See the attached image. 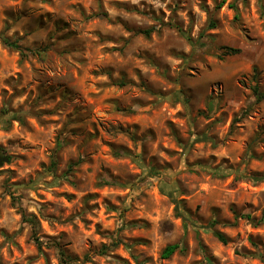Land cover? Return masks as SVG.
I'll return each instance as SVG.
<instances>
[{
    "label": "clouds",
    "instance_id": "1",
    "mask_svg": "<svg viewBox=\"0 0 264 264\" xmlns=\"http://www.w3.org/2000/svg\"><path fill=\"white\" fill-rule=\"evenodd\" d=\"M257 83L264 90V0H0V264H66L61 249L71 264H102V248L108 264H122L121 248L163 264L156 251L188 241L216 264H264V233L253 245L237 227L221 249V224L209 227L213 207L237 226L264 212V187H241L264 167L253 158L264 160ZM105 95L120 98L119 114H102Z\"/></svg>",
    "mask_w": 264,
    "mask_h": 264
},
{
    "label": "rangeland",
    "instance_id": "2",
    "mask_svg": "<svg viewBox=\"0 0 264 264\" xmlns=\"http://www.w3.org/2000/svg\"><path fill=\"white\" fill-rule=\"evenodd\" d=\"M125 11H127V9H125ZM4 14H5V16H7L9 19H12V20H16V19L19 18L16 14L10 13L8 11H5ZM121 28H123V30L125 32H131L132 31L130 28H128L124 24H121ZM142 35H144L145 37L148 36V35H145L143 33H142ZM97 39H101V38L98 36ZM119 47L120 46L115 41H111L107 45V48L115 50V54L117 56L120 55ZM42 51H44V49H42ZM100 55H101L102 58L104 56H107V57L111 58V56L113 55V52L112 51H106L105 46L102 45L101 46ZM253 73H254V79H255L256 75H257L256 72H255V68H253ZM101 74H103V73H101ZM90 75H91L92 79H96V74L95 73H91ZM258 86H259V83H258ZM116 87H117L116 85L113 86L114 89ZM259 88H260V86H259ZM260 90L262 92H264V90H262L261 88H260ZM250 91H252V89H250ZM119 99L120 98L117 97V96L105 95L103 100L99 102V104L101 106L100 107V111L102 112V114L105 117H108V113L103 111L104 107H110V108L114 109L118 114L120 113L121 109H120V105H119ZM89 101L92 102V103H96V101L93 100L92 97H89ZM117 118L119 119L121 124H131L132 126L135 127V126H137V123H138V122H134L132 120V118L125 117V116H122V115H119ZM178 119H179V114L174 111L173 112L172 123H176ZM80 125H81V121L79 119L74 121V127L79 128ZM229 127H231V121L229 122ZM169 128H170V126H169ZM101 130H103L105 133H107V130L103 128V125H101ZM170 130H171V128H170ZM258 130H259V128H258ZM93 131H95V129H93ZM120 131L123 134L124 133V128L121 127ZM128 140H129L130 143L132 142V138L131 137H129ZM104 150L107 151V152L116 151V149L113 148V142L104 144ZM174 150H175V148H173V151ZM253 158L256 160V163H257L258 166L259 165H264V160H261L260 158H257L255 156ZM254 172L256 174L264 173V167H257L256 169H254ZM227 183H228V185H230L232 183V181L229 180ZM241 187L244 188L247 192H253L254 193V192L260 191L261 188L264 187V180L263 181H258V184H255V183L254 184H243V185H241ZM95 195L98 196L99 193H96ZM93 198H95V197H93ZM101 203H103V202H101ZM249 204H251V202H249ZM196 209H197V213H199V210H200V205L199 204L196 205ZM105 210L106 209H104V208L101 209V215L104 214ZM175 211H176V206L173 205L172 209H171V212L174 214ZM209 211L211 212V215L216 216V220L215 221L218 222L217 224H221V227H220V229L218 231L223 232L228 238L233 233L238 234L237 227H239L241 231H247L248 232L249 243L254 245L255 242L252 240V236L253 235L260 236L262 233H264V229H259L258 228V225L264 224V222H259V220L262 218L264 212H259L257 215H250L251 218H253L254 220L253 219L249 220L246 217H244L245 223L237 226V225H231L232 223L230 222V220L227 217H225L223 220H221V218L219 217V214L216 212V208L215 207L211 208ZM230 211H231V214H232L233 217L239 216V213L236 211L235 208H231ZM195 219L197 220V222L203 223V218L202 217L196 216ZM175 220H176L177 224H182L183 223V220H181L178 216L175 217ZM209 227H211L210 224H209ZM96 235H97L98 238L100 237V233H99L98 230L96 232ZM133 235H134L135 242L141 248H147L148 247V244L146 243V238L140 232H138V231L134 232ZM213 235H214V233H213ZM215 238H216L217 241L220 242L221 249H224L227 244L222 243L220 240L217 239L216 236H215ZM191 244H192V241H188V243L185 244L184 248L180 252H177V250H176L174 252V254L170 256V257H173V256L176 257V264H180V257L181 256H184L185 260L187 261V264H202V262H204V261H206V264H216V257L211 256V255L208 254V246H206L205 244L201 243L200 244V249H201L203 254L202 255H198L195 252H192V253L188 252V248H189V246ZM166 247H164L162 250L156 251V253H155L156 258L158 260H162L163 264H173V261L171 259H169L170 257L169 258H164L163 255H162L163 251L165 250ZM227 251H228V255L230 257H232L233 259H235V256H236L235 251H233L231 249H228ZM105 252H106V249H104V248H102L101 251H100L102 264H108V262L103 259V256H104ZM185 254H187V255H185ZM116 258L120 259L122 264H137L136 258L131 256L130 254H128L123 248H121V250L116 254ZM236 264H247V262L244 261L243 259H241L240 261L236 262ZM253 264H262V262L257 260V261H254Z\"/></svg>",
    "mask_w": 264,
    "mask_h": 264
},
{
    "label": "trees",
    "instance_id": "3",
    "mask_svg": "<svg viewBox=\"0 0 264 264\" xmlns=\"http://www.w3.org/2000/svg\"><path fill=\"white\" fill-rule=\"evenodd\" d=\"M143 34L145 35H149L150 34V30H146ZM256 72V70H255ZM259 93L260 96L264 97V92H262L258 86V83H257V86L255 89H252V93L255 95L256 93ZM253 179L254 180H257V181H263L264 180V173H258L256 175L253 176ZM247 219L249 220H252L253 218H251L250 215L246 216ZM254 220V219H253ZM259 222H264V214L262 216V218L259 220ZM218 222L217 221H213L212 223H210L211 227H215V224H217ZM231 225H234V224H231ZM214 235L217 237L218 240H220L222 243L224 244H227L228 243V237L221 231H215L214 232ZM57 247H60L59 244H57ZM177 247L176 245H168L165 250L163 251V257L164 258H169L171 255L174 254V252L177 250ZM61 255L65 257V261H66V264H71L72 262V257L70 255L67 254L66 251H64L63 249H61Z\"/></svg>",
    "mask_w": 264,
    "mask_h": 264
}]
</instances>
